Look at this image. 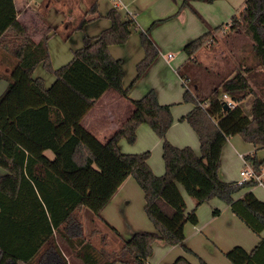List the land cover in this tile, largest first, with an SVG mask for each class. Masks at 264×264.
<instances>
[{
	"label": "trees",
	"instance_id": "obj_1",
	"mask_svg": "<svg viewBox=\"0 0 264 264\" xmlns=\"http://www.w3.org/2000/svg\"><path fill=\"white\" fill-rule=\"evenodd\" d=\"M181 8L192 9L187 0ZM106 17L111 26L96 37H86L84 47L74 51L71 62L54 69L47 42L56 31L43 23L41 39L36 43L27 27L18 21L14 0H0V47L17 59L9 88L0 97V167L8 171L0 177V264H69L63 251L72 256L71 264H148L156 241L181 246L192 253L185 244L184 227L187 223L196 225V209L214 198L230 206L258 236L264 232V202L252 192L239 200L234 198L254 184L226 183L219 176L224 145L236 135L256 148L244 159L256 166L264 163L257 157V152L264 149V0H246L243 11L228 23V34L251 40L253 65L223 77L205 98L189 88L192 79L180 72L186 88L184 101L194 105L181 121L197 134L200 155L191 147L179 148L168 141L167 133L173 124L171 106L161 105L154 90L132 101L133 114L107 143H101L83 127L85 116L109 89L130 100L131 90L160 56L151 30L168 20L141 30L145 56L126 88L122 62L111 55L110 47L127 43L135 20L130 16L123 19L117 8ZM87 22L84 18L74 31ZM223 28L219 26L184 47L188 65L196 62L194 56L200 49L216 42L213 33ZM40 64L56 78L48 89L41 78L33 77ZM223 94L230 95L237 105L225 110ZM249 96L254 97L251 117L239 106ZM143 124L162 140L166 168L162 176L152 171L150 152L124 154L120 150L121 140L136 142L137 130ZM46 150L54 153L53 160L44 155ZM129 176L144 192L145 212L156 232H136L124 239L101 213ZM179 185L196 201L191 212ZM82 208H88L120 238L116 256L104 257V252L100 253L87 239L76 216ZM260 238L251 252L236 247L225 254L226 258L232 264H264V237ZM199 261L206 264L200 258ZM172 264L192 263L180 256Z\"/></svg>",
	"mask_w": 264,
	"mask_h": 264
},
{
	"label": "crops",
	"instance_id": "obj_2",
	"mask_svg": "<svg viewBox=\"0 0 264 264\" xmlns=\"http://www.w3.org/2000/svg\"><path fill=\"white\" fill-rule=\"evenodd\" d=\"M185 1L14 0V4L18 21L27 27L30 32H38V34H33V40L36 43L41 39L40 32L43 29V23L46 27L56 31L50 34L47 42L52 64L56 69L71 62L72 53L84 47L86 37H96L111 26V22L106 17L111 9L117 8L123 19L130 16L135 20V24L131 29V35L127 43L110 47L114 58L122 62L123 83L126 88L135 79L136 67L144 58V51L138 39L140 31L148 29L156 21L170 18L152 30V37L159 46L163 47L164 54L138 85L132 89L129 95L130 100L122 97L116 90L109 89L97 100L95 106L83 119L82 125L96 139L105 144L133 114L135 108L132 101L140 100L148 92L154 90L158 95L160 104L171 106V112L174 113L173 125L167 133L170 143L179 148L191 147L200 155L201 146L197 134L187 122L181 121V118L194 108L193 104L180 107L186 92V89L182 87L180 72H184L185 75L191 77L189 72L193 64L191 62L192 64L188 65L189 57L184 52V47L219 26L224 27L219 32L227 35L229 33L228 23L234 15H238L243 11L246 0H216L214 3L187 0L190 2L192 9L202 17L203 21L197 17L191 8H181ZM95 9L96 13H92ZM177 12L178 14L172 17ZM84 18L88 19L89 22L82 29L74 31ZM178 47L183 49L185 56L182 55L176 59V56L171 53L165 54L167 49H177ZM204 49H200L194 56L196 59L195 64L197 59L201 61V56L205 59ZM200 61L197 64H201ZM16 64V57L0 47V97L9 88V77ZM187 65L189 69L186 72L184 69ZM33 77L41 78L46 89L51 87L56 79L54 75L45 70L42 64L36 68ZM196 87L192 91L199 96L201 88ZM212 89L205 97L209 95ZM253 99V96H249L248 99L239 104L249 117L252 115ZM137 134L138 136L141 134V137L150 141L152 144L151 151L160 150L158 151L159 158L155 159L150 156L148 163L155 175H164L166 168L163 160L162 140L158 139L147 126L138 128ZM125 142L121 140L119 143L120 150L124 154H135V152L138 154L141 152L133 151V148L128 147L127 142ZM255 151V146L245 142L239 135L229 138L222 151L219 171L220 180L226 183H238L240 171L244 166V157L253 154ZM259 151L257 157L263 159L264 155H260ZM44 155L51 160L55 157L51 150H46ZM7 173V170L0 167V177ZM179 188L186 201L188 212H191L196 208V201H191L186 197L188 194L186 192L184 194L185 190L181 185H179ZM248 192H252L259 200L264 202V188L259 185L243 189L234 198L239 200ZM144 207V192L134 177L129 176L110 203L103 209L101 215L123 238L126 237L124 239H128L136 232H156L144 215ZM196 215L198 218L197 224L187 223L184 227L185 244L192 250V253L188 254L181 246H170L162 241H156L153 245L154 251L164 252H158V257H155L153 252L148 264L152 262L155 264H172L180 256L186 257L192 264H200L199 258L204 260L206 264H232L225 261L224 255L226 253L236 247L251 252L259 244L260 237H264V232L261 236H258L233 213L230 206L218 198H214L198 207ZM101 222L110 230L103 221ZM105 244L107 247V243ZM63 252L69 264H71L72 256L67 251ZM166 255L167 257H165ZM20 264L25 263L20 262Z\"/></svg>",
	"mask_w": 264,
	"mask_h": 264
},
{
	"label": "rangeland",
	"instance_id": "obj_3",
	"mask_svg": "<svg viewBox=\"0 0 264 264\" xmlns=\"http://www.w3.org/2000/svg\"><path fill=\"white\" fill-rule=\"evenodd\" d=\"M178 12L175 15H173L172 17L176 16L178 14ZM159 21H161V20H159ZM153 24H152V26H153ZM151 27H149L148 29H150ZM148 29H145L144 31H147ZM152 30H151V38L153 39ZM44 31L45 30H43L42 34L44 33ZM30 33L32 34V36H33V34H38V32H30ZM213 35L215 37L214 40L216 42L213 43L212 46H210L209 48L204 47L205 49L203 50V53H205V55H206L205 59H203L202 56L200 58L201 61L199 59H197V63L200 61L201 64L193 63L191 66V70L189 72L190 76H191L190 78L192 79L188 83L189 88L191 90H194L195 86L201 88L200 93H199L200 97H205L207 95V93L209 92V90L212 89L215 84H217L223 77H225V76L227 77V75L230 74L231 72H234L235 70L236 71L237 70L243 71V69H244L243 66H248V65L251 66L255 63L254 52H253V48L251 45V40L249 38L245 37L244 35H240V34H227L226 35V34H222L219 31L213 33ZM138 39H139V43L142 47L141 34L140 33H139ZM153 41L155 42V44L157 45V47L160 50V56L158 58V60H159L160 57L162 56V54H164V49H163V47L159 46V44H157L154 39H153ZM142 49H143V47H142ZM143 51H144V49H143ZM73 53H72V55H73ZM110 53H111V51H110ZM170 53L175 55L176 59L181 57L182 55L185 56V53L183 52V49L181 47H178L177 49L176 48H169V49H167L165 54H170ZM111 55H112V53H111ZM144 56H145V53H144ZM72 59H73V57H72ZM50 60H51V64H52L51 56H50ZM158 60H157V62H158ZM52 67L54 68L53 64H52ZM54 69H56V68H54ZM182 85H183V81H182ZM182 87L184 89H186L184 85ZM254 89L257 93H259V89H257V88H254ZM187 104H191V103L185 102L184 98H183V101H182V104H180V107L187 105ZM172 118H173V122H174V113H172ZM141 126H147L149 128V130H151L152 133H154V135L158 139H160L156 135V133L151 129V127L149 125L143 124ZM167 139H168V137H167ZM124 141H126V140L124 139ZM126 144L128 147L133 148V151H141L138 154L148 152L150 150L149 151L151 154L150 156H153L155 159L159 158L158 157L159 156L158 151H160V150L151 151L152 144L150 143V141L148 139L141 137V134H139V136L137 134V139H136V142L134 144H129L128 142ZM135 154H136V152H135ZM259 154L264 155V149L260 150ZM160 160L162 161L161 155H160ZM184 194H185V191H184ZM186 197H188L191 201H195L190 196H186ZM194 208H195V206H194ZM144 215L148 219L149 223L152 225L153 229L156 230L154 224L148 218V216L145 212V207H144ZM76 216L78 217V219L83 224L84 234L87 237V239H90V241L95 245V247L99 250L100 253H103V252L106 253V254L103 253L104 257H107V256H111V257L113 256L114 257L119 253L120 248H121L120 238H118L111 231V229L108 230L102 224V222L99 219L95 218L94 215L92 214V212L88 208H82L76 214ZM188 224H191V223H188ZM147 232H154V231H147ZM124 235L125 234L123 233V236ZM124 238H126V237H124ZM105 243H107V247H106ZM158 252L162 253L164 251L155 250L154 251L155 257L159 256ZM188 254H190V253H188ZM165 257H167V255ZM224 257L226 258L225 255H224ZM71 261H73L72 257H71ZM225 261H229V260L226 258ZM76 263L79 264L78 262H76ZM151 264H155V263L152 262Z\"/></svg>",
	"mask_w": 264,
	"mask_h": 264
},
{
	"label": "built area",
	"instance_id": "obj_4",
	"mask_svg": "<svg viewBox=\"0 0 264 264\" xmlns=\"http://www.w3.org/2000/svg\"><path fill=\"white\" fill-rule=\"evenodd\" d=\"M227 28H229V26ZM222 99L229 108H234L236 106L230 95L223 94ZM263 159H258V161L261 162ZM243 183H252L264 188V163L260 166H256L244 159V166L240 171V180L238 184L241 185Z\"/></svg>",
	"mask_w": 264,
	"mask_h": 264
},
{
	"label": "water",
	"instance_id": "obj_5",
	"mask_svg": "<svg viewBox=\"0 0 264 264\" xmlns=\"http://www.w3.org/2000/svg\"><path fill=\"white\" fill-rule=\"evenodd\" d=\"M228 109H229V107L226 105V106H225V110H228Z\"/></svg>",
	"mask_w": 264,
	"mask_h": 264
}]
</instances>
